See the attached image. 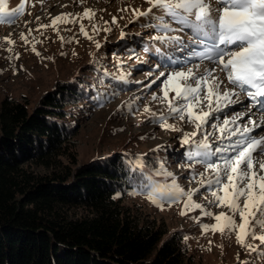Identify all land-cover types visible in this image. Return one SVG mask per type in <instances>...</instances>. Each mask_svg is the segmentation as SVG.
Segmentation results:
<instances>
[{
  "label": "snow or ice",
  "instance_id": "6c2138e0",
  "mask_svg": "<svg viewBox=\"0 0 264 264\" xmlns=\"http://www.w3.org/2000/svg\"><path fill=\"white\" fill-rule=\"evenodd\" d=\"M145 3L149 5L145 11L132 9L133 18L129 23L141 17L148 20L142 27L154 30L152 40L175 51L166 56L174 67L167 72L160 71L152 81L153 84L161 81L160 94L153 93L151 100L164 106V110L157 113L146 105L143 111L148 122L164 131L181 133L180 145L185 149V163L181 167L188 168V182L198 187L185 190L175 175L167 172L163 162L157 161L158 167L153 169L143 157H137L131 167L139 173L140 191L131 194H144L162 210L164 204L171 207L182 203L181 216L200 210L203 217L214 220L211 225H201L202 233L210 231L222 237L235 234L241 247L264 259V250H261L264 246V135H252L264 127V0H145ZM24 9V0L13 11L7 10L6 0H0V23L15 24ZM95 16L94 10L85 8L79 16L61 14L52 18L49 25L40 27H52L59 35V25L79 24L80 33L99 49L101 44L81 23L87 19L96 34L101 30L110 32L108 27H97ZM111 23H117L115 17ZM178 33L187 35L189 42L185 43ZM20 38L28 43L24 33ZM60 39L62 44L72 42ZM5 42L14 44L10 38H5ZM144 50L149 51L147 47ZM157 53L164 56L159 48ZM161 66L160 62L156 64L157 69ZM115 79L127 82L123 73ZM117 94L114 92L113 97ZM241 96L247 98L244 106L248 113L238 112L222 119L216 115L232 105L244 103ZM100 99L103 103L111 102L104 95ZM133 104L134 100L126 105L130 112ZM253 109L260 112L259 121L253 118ZM245 115L249 117L247 123H239ZM170 119L192 125L193 131L184 132L169 123ZM197 166L204 171L197 172ZM158 178L170 183H160ZM197 195L204 196L209 206L226 211H209L195 202Z\"/></svg>",
  "mask_w": 264,
  "mask_h": 264
},
{
  "label": "rangeland",
  "instance_id": "374dc122",
  "mask_svg": "<svg viewBox=\"0 0 264 264\" xmlns=\"http://www.w3.org/2000/svg\"><path fill=\"white\" fill-rule=\"evenodd\" d=\"M24 2V14L15 24L0 23V100L9 97L33 106L40 95L56 83L75 80L79 76L88 79L94 76L92 71L96 70L103 77L110 74L113 82H109V85L102 84L109 89L99 92L94 103L82 102L74 110L77 120L73 121L76 127L70 144L74 149L75 161L81 164L120 154L128 155L134 161L137 157H143L150 165L155 161L156 167L157 161L163 162L167 172L173 173L185 190L198 187L196 183L188 182L187 177L190 174L188 168L181 167L185 163L183 155L185 149L181 147L179 139L181 133L164 131L158 125L148 122L143 111L146 105L157 113L164 110V106L151 100L153 93L160 94L161 81H156L155 84L152 81L156 80L160 71L167 72L174 67L166 56L175 51L152 40L154 30L142 27L149 23L148 20L141 17L129 23L133 18L132 9L147 10L149 5L145 0H83V3L81 0H24ZM20 3L21 0H6L7 10H15ZM85 8L95 11L97 27L111 29L110 32L101 30L96 34L87 19L81 21L88 34L101 44L99 49L95 43L80 33L79 24L59 25V35L52 27L46 29L40 27L49 25L52 18L61 14L72 13L79 16ZM156 15L160 13L157 12ZM113 17L116 18V24L111 23ZM121 32L124 33L123 39ZM21 33L25 34L27 44L21 40ZM178 34L183 36L185 43L189 42L187 35ZM60 37L72 42L62 44ZM5 38H10L14 44L8 45ZM146 47L149 49L148 52L144 50ZM157 48L164 56L157 53ZM17 56L19 58H16ZM158 62L162 65L159 69L156 68ZM92 67L97 69L94 70ZM149 72H152V75H148ZM121 73L126 76V83L115 79ZM98 89L101 90L102 86L98 85ZM114 92L118 94L113 97ZM101 95L110 97L111 102L103 103ZM240 99L244 103L232 105L216 115L222 119L238 112L248 113V108L244 106L247 98L241 96ZM133 100L130 112L126 105ZM253 112L255 113L253 118L259 121L260 112L256 109H253ZM248 118L245 115L239 123H247ZM168 122L181 127L184 132L193 131L192 125L183 124L179 120L170 119ZM252 135L257 137L264 135V127L256 129ZM196 171L203 172L204 169L197 166ZM136 179L139 180L137 186L118 196L120 202L141 221L158 225L165 232V236L175 234L180 237L182 250L192 264H243V262L264 264V259L256 253H250L236 242L235 234L222 237L219 233L214 235L210 231L207 234L202 233L201 225H211L214 220L203 217L200 210H191L181 216L182 203L173 204L171 207L164 204L162 210L161 207L150 203L144 194L132 195L133 191H140L139 174ZM158 179L160 183H170V180ZM195 202L214 213L226 211L209 206L202 195H197ZM238 219L237 217V221ZM256 231L259 233L260 230ZM185 237L188 239L185 240ZM248 242L259 244V241ZM261 250H264V246H261Z\"/></svg>",
  "mask_w": 264,
  "mask_h": 264
},
{
  "label": "trees",
  "instance_id": "16d2710c",
  "mask_svg": "<svg viewBox=\"0 0 264 264\" xmlns=\"http://www.w3.org/2000/svg\"><path fill=\"white\" fill-rule=\"evenodd\" d=\"M97 71L56 83L33 106L0 100V264H192L180 237L120 202L139 181L134 159L75 161L74 110L113 82Z\"/></svg>",
  "mask_w": 264,
  "mask_h": 264
}]
</instances>
